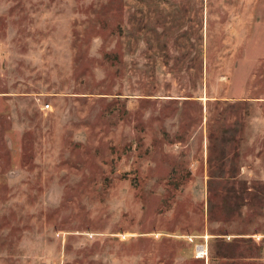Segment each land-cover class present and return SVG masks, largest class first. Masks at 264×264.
<instances>
[{"label":"rangeland","instance_id":"rangeland-1","mask_svg":"<svg viewBox=\"0 0 264 264\" xmlns=\"http://www.w3.org/2000/svg\"><path fill=\"white\" fill-rule=\"evenodd\" d=\"M0 264H264V0H0Z\"/></svg>","mask_w":264,"mask_h":264},{"label":"bare ground","instance_id":"bare-ground-1","mask_svg":"<svg viewBox=\"0 0 264 264\" xmlns=\"http://www.w3.org/2000/svg\"><path fill=\"white\" fill-rule=\"evenodd\" d=\"M200 253H199V256H198V258H204V256H205V252H201V251H199Z\"/></svg>","mask_w":264,"mask_h":264},{"label":"built area","instance_id":"built-area-1","mask_svg":"<svg viewBox=\"0 0 264 264\" xmlns=\"http://www.w3.org/2000/svg\"><path fill=\"white\" fill-rule=\"evenodd\" d=\"M50 108V106L49 105H47V106H44V109H49Z\"/></svg>","mask_w":264,"mask_h":264}]
</instances>
